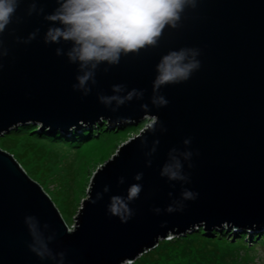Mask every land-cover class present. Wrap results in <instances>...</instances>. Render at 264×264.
Masks as SVG:
<instances>
[{
    "label": "water",
    "instance_id": "water-1",
    "mask_svg": "<svg viewBox=\"0 0 264 264\" xmlns=\"http://www.w3.org/2000/svg\"><path fill=\"white\" fill-rule=\"evenodd\" d=\"M59 6L19 0L0 33V136L27 124L67 134L99 123L149 124L97 168L72 229L0 149V264H130L199 229L264 228V0H197L155 47L99 65L83 89L80 66L67 55L72 43L45 41L59 26L46 17ZM181 49L198 51L199 70L154 91L161 58ZM112 96L124 102H105ZM168 166L183 179L163 174ZM133 185L141 191L129 200ZM115 197L127 211L111 212ZM37 241L50 256L32 250Z\"/></svg>",
    "mask_w": 264,
    "mask_h": 264
},
{
    "label": "clouds",
    "instance_id": "clouds-1",
    "mask_svg": "<svg viewBox=\"0 0 264 264\" xmlns=\"http://www.w3.org/2000/svg\"><path fill=\"white\" fill-rule=\"evenodd\" d=\"M196 4L197 0H60L57 10L46 17L53 25L59 26L49 28L45 41L72 43L67 55L71 62L80 66L81 74L77 76V81L78 87L83 89L90 80L94 82L99 65H116L122 55L136 53L146 46L155 47L163 30L166 27L176 28L185 10L195 8ZM18 7L19 0H0V33L12 22ZM60 54L61 50L57 49V55ZM198 54L195 49H181L163 56L157 65L154 91L166 84L187 81L199 70ZM113 91H121L120 86H114ZM126 98L131 99L132 94ZM112 101L122 104L124 98L112 96L105 102ZM159 104L166 105V99L160 97ZM190 156L191 153L186 154V157ZM179 168L177 163L175 169ZM163 174L170 179H183L172 166L165 167ZM140 178L136 177L137 180ZM140 191L139 185L131 186L128 199L136 198ZM184 195L192 194L186 192ZM122 209L128 210L122 198H113L111 212L119 215ZM32 250L42 259L51 255L40 241Z\"/></svg>",
    "mask_w": 264,
    "mask_h": 264
},
{
    "label": "rangeland",
    "instance_id": "rangeland-1",
    "mask_svg": "<svg viewBox=\"0 0 264 264\" xmlns=\"http://www.w3.org/2000/svg\"><path fill=\"white\" fill-rule=\"evenodd\" d=\"M148 124L147 120L136 126L119 128L99 123L96 127L72 130L68 134L27 124L0 136V149L11 154L42 187L72 229L97 168ZM13 134L19 136L18 141L9 139ZM213 232L204 235L214 239V245L200 242L195 236L176 242L171 238L168 242L164 240L167 244L153 249L156 253L150 256L146 253L130 264H264V228L251 233L220 230L228 242L220 236L215 239ZM236 239L246 246L257 243V247L248 252L241 244H235Z\"/></svg>",
    "mask_w": 264,
    "mask_h": 264
},
{
    "label": "trees",
    "instance_id": "trees-1",
    "mask_svg": "<svg viewBox=\"0 0 264 264\" xmlns=\"http://www.w3.org/2000/svg\"><path fill=\"white\" fill-rule=\"evenodd\" d=\"M18 138H19V136L15 135V134H13L12 136L9 137V139L11 141H13V142L18 141L19 140ZM213 233L215 234L214 235L215 239H218L219 236H220V239H223L224 238L223 240L226 241V242H228V239H225L226 237H223V235H222V233L220 231H214ZM192 234H187L184 237H178V238L177 237H174V238H172V240L176 242V241H180V240H184V239L187 240L191 236H195V237H197L198 241H200V242L203 241V242H206L208 244L214 245V239H212L210 237L209 238L206 237V235H204L205 233L203 232L202 229H199V230L193 232ZM167 242L164 241V242L159 243L158 244V247H161L163 244H167ZM235 244H241V246L243 247V249L247 250L248 252H250L251 250H253V249H255L257 247V243H254V242H252L250 245L246 246V245H244L242 243V241H240V239H236L235 240ZM152 253H156V252H154V250H153L150 253H147V255L150 256V254H152ZM144 258H145V256H144Z\"/></svg>",
    "mask_w": 264,
    "mask_h": 264
}]
</instances>
